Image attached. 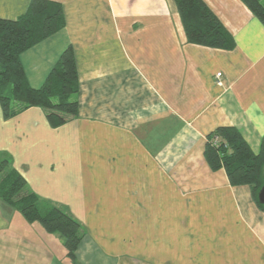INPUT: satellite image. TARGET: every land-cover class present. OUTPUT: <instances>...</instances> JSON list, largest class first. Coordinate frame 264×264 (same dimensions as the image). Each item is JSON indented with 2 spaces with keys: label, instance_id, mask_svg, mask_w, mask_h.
Here are the masks:
<instances>
[{
  "label": "crops",
  "instance_id": "0c3cea01",
  "mask_svg": "<svg viewBox=\"0 0 264 264\" xmlns=\"http://www.w3.org/2000/svg\"><path fill=\"white\" fill-rule=\"evenodd\" d=\"M52 1L65 27L21 62L38 88L72 46L79 115L52 128L40 107L5 119L0 104V157L85 236L72 259L0 198V264H264L251 188L204 157L221 126L261 150L264 24L241 0H205L235 39L224 50L188 42L175 0ZM30 2L0 0V18Z\"/></svg>",
  "mask_w": 264,
  "mask_h": 264
},
{
  "label": "trees",
  "instance_id": "16d2710c",
  "mask_svg": "<svg viewBox=\"0 0 264 264\" xmlns=\"http://www.w3.org/2000/svg\"><path fill=\"white\" fill-rule=\"evenodd\" d=\"M264 24V0H241ZM187 40L211 48L232 50L235 39L205 0H175ZM66 24L63 5L52 0H31L17 19L0 18V104L8 119L31 107H40L52 128L79 115L80 82L75 52L69 46L41 87L30 85L21 55L61 31ZM204 157L213 171L225 169L230 184L249 186L253 200L264 212L258 194L264 186V136L255 153L239 129L221 126L208 135ZM0 198L21 212L30 223L48 233L60 234L68 255L76 252L85 236L83 225L61 207L31 191L26 179L0 157Z\"/></svg>",
  "mask_w": 264,
  "mask_h": 264
},
{
  "label": "water",
  "instance_id": "95a60500",
  "mask_svg": "<svg viewBox=\"0 0 264 264\" xmlns=\"http://www.w3.org/2000/svg\"><path fill=\"white\" fill-rule=\"evenodd\" d=\"M258 201L261 203V204H264V186L261 188V190L259 191V194H258Z\"/></svg>",
  "mask_w": 264,
  "mask_h": 264
},
{
  "label": "built area",
  "instance_id": "2783aa9c",
  "mask_svg": "<svg viewBox=\"0 0 264 264\" xmlns=\"http://www.w3.org/2000/svg\"><path fill=\"white\" fill-rule=\"evenodd\" d=\"M221 76H222V73H218V74H217V84H218L219 86H223V81H222V79H221Z\"/></svg>",
  "mask_w": 264,
  "mask_h": 264
},
{
  "label": "rangeland",
  "instance_id": "374dc122",
  "mask_svg": "<svg viewBox=\"0 0 264 264\" xmlns=\"http://www.w3.org/2000/svg\"><path fill=\"white\" fill-rule=\"evenodd\" d=\"M1 181V180H0ZM35 223H37V222H35ZM38 225H40L39 223H38Z\"/></svg>",
  "mask_w": 264,
  "mask_h": 264
}]
</instances>
